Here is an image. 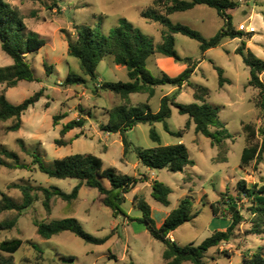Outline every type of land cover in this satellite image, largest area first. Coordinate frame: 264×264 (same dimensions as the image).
Listing matches in <instances>:
<instances>
[{"label": "rangeland", "instance_id": "obj_1", "mask_svg": "<svg viewBox=\"0 0 264 264\" xmlns=\"http://www.w3.org/2000/svg\"><path fill=\"white\" fill-rule=\"evenodd\" d=\"M153 1L58 0V7L53 9L48 0H9L14 7L20 9L27 25V33L38 34L46 44L39 51L28 53L25 57L36 80L20 81L15 87L7 89V98L14 105L21 104L40 90H44V96L23 114L22 126L18 131H8L13 120L0 122V147L16 153L20 163L29 166L28 169L1 166L0 190L17 203H22L23 194L14 187L16 185L32 187L33 193L38 197L29 209L20 214L17 211L0 214V222L17 219L14 229L0 231V241L12 238L23 240V246L14 254L0 251V263L11 260L14 264H165L163 255L166 246L153 238L139 221L143 217L141 209L134 207L131 210L132 192L126 195L128 199L121 206L134 219H128V225L124 224L122 217H114L112 210L101 203V195L96 189L87 187L80 190L78 199L72 205L58 197L53 198L52 214L49 216L43 206L42 188L57 187L71 193L79 181L49 177L40 171L35 159L39 158L45 166L52 167L56 159L89 153L100 157L104 168L113 167L121 173L132 175L135 171L134 164L139 161V149L174 145L180 141L188 147L194 165L178 173L167 169H153L150 172V177L153 176L156 181L172 189L169 206L159 203L151 196L152 188L140 185V196L145 197L153 208L155 222L158 224L164 213H171L177 208L182 199L191 197L193 211L198 216L176 229L172 236L181 246L192 243L200 245L215 231L226 230L230 226L232 214L228 210V204L232 198L233 212L238 210L243 220L229 242L208 251L205 264H242L245 257L264 248V233L257 234L253 228L251 201L239 192L238 187L240 181L245 182L248 188L264 185V160L259 164L253 161L245 169L240 168L242 153L247 145L242 123L253 124L258 140H262L259 131L264 129V111L259 104L263 100L259 96V90L248 86L250 68L245 64L243 56L237 53L242 41L246 42L247 47V41L255 34L241 30L240 26L254 24L257 29L251 51L264 59V0H233L238 3V7L229 10L228 14L231 15L235 30L245 34L243 38L225 39L220 46L203 53L198 41L181 34L175 36L178 53L199 62L191 83L209 89L207 102L219 109L220 119L231 136L228 140L230 152L226 163L215 162L217 148L209 138L196 132L194 123L185 129L189 116L181 115L176 107H172V115L167 120L170 132L162 122L153 125L139 124L129 130L127 137L131 147L126 156L121 134L107 133L100 128L109 121L108 110L122 104V100L110 91L96 90V82L83 73L79 60L68 54V41L75 40L76 26L99 28L105 35H109L121 19H127L152 39L155 45H159L163 42V27L142 17V12ZM170 18L174 23L189 25L206 39L214 37L225 25V20L217 11L207 6L178 12ZM160 57L166 58L156 54L147 61V68L155 76L162 74L157 67V59ZM12 63V58L3 52L0 42V67ZM46 65L53 66L54 69L47 71ZM216 66L224 70V77L228 79L223 87L220 86ZM70 72L85 78L86 84L63 86ZM180 73L177 69L166 72L171 77ZM98 74L100 82L129 81L127 69L117 65L112 56L100 63ZM261 78L264 81V74ZM4 88L5 86H1L0 92ZM171 94L176 95V101L180 104L195 102L192 87L186 85L178 89L164 85L156 88L150 101L152 111L158 112L162 97ZM147 98V94H134L131 104L137 106L146 102ZM64 114L67 117L55 125L54 118ZM78 119L85 122L84 126L62 137L64 125ZM151 129L158 133L160 142L151 138ZM183 129L184 136L179 137L177 133ZM60 139L67 143L58 145L57 140ZM122 158L125 160L122 161ZM140 171L145 173L147 168L141 165ZM187 177L191 179L188 180ZM105 184L109 187L107 180ZM1 200L2 195L0 202ZM213 203L218 206L219 217L214 216ZM68 217L76 218L87 233L108 240L101 245L86 243L69 231L47 240L40 237L34 224L36 220L47 223ZM35 245L43 251L42 257L35 250Z\"/></svg>", "mask_w": 264, "mask_h": 264}, {"label": "trees", "instance_id": "obj_2", "mask_svg": "<svg viewBox=\"0 0 264 264\" xmlns=\"http://www.w3.org/2000/svg\"><path fill=\"white\" fill-rule=\"evenodd\" d=\"M26 1V0H22ZM37 2L40 0H27ZM51 8L58 7V0H48ZM197 6H207L217 11L218 15L225 20L224 27L211 39H206L199 31L187 24L174 23L171 16L178 12H186L195 9ZM238 7V3L233 0H154L152 5L142 12V17L159 23L162 27V40L159 45H155L152 39L136 28L127 19H121L119 25L111 30L109 35H105L99 28L75 27V40L68 41V54L79 60L83 73L92 81L96 82V90L110 91L119 96L122 104L108 110L109 121L100 126L102 131L107 133H119L122 136L124 146V156L130 150L131 144L127 137V132L139 124L164 123L167 131L170 129L167 120L172 115V107H176L181 115H188L186 128L192 123L196 126V132L201 133L211 140L217 148L216 163L228 162L230 152L228 140L230 135L225 123L219 116V109L210 105L207 101L210 95L209 89L191 83V77L195 73L198 63L191 57H182L175 48L176 35L181 34L201 44L203 53L209 49L216 48L225 39L243 38L242 31H237L233 27L229 10ZM0 42L3 52L10 56L13 63L9 66L0 67V87L5 88L0 92V122L13 120V124L8 127V131H18L22 126L23 114L41 97L44 90H40L21 104L14 105L7 98V89L15 87L20 81H35V76L30 65L25 60L28 53L37 52L45 46V40L38 34H28L27 25L18 7H14L9 0H0ZM237 53L242 55L245 64L250 68L249 87L259 90V96L263 100L259 105L264 111V81L261 76L264 74V59L257 57L250 49H247L246 42L237 48ZM159 54L170 57L176 63L186 65V69L178 76L171 77L162 72L160 76H155L147 68V61L154 55ZM112 56L117 65L127 69L129 81L100 82L98 67L105 58ZM47 71H52L53 66H47ZM219 73V83L223 87L228 79L224 77V70L216 66ZM87 80L70 72L62 84L65 87L86 84ZM164 85H171L181 89L184 85L192 87L195 102L183 105L176 101V95H165L161 99L160 109L154 113L150 101L156 93V88ZM147 94L148 100L137 106L131 104V95ZM83 111V110H82ZM67 115H57L54 124L66 118ZM85 122L82 119L67 122L61 136L65 137L70 131L82 128ZM243 131L246 135L247 145L245 146L240 162V168L245 169L253 161L257 164L264 160V129L259 133L262 140H258V133L255 126L250 123H242ZM178 132L179 137L184 136V130ZM151 138L155 142H160L158 133L151 129ZM63 139L57 140L58 145H65ZM138 157L141 163L155 170L167 169L173 173L183 172L188 166H193L194 161L190 158L188 147L185 143L174 145H157L149 149H139ZM11 161V162H9ZM39 164L41 172L51 178L60 180L76 179L79 183L73 188L71 193H66L62 189L42 188L44 194L43 206L48 215L52 214L51 201L58 197L62 201L72 205L79 197L82 187L96 189L101 195V203L112 210L113 216L127 214L122 209V204L126 201V195L134 190L140 183L148 181L147 176L139 177L124 174L116 168H104L103 160L93 154H75L62 159H56L52 167H47L39 158L35 159ZM13 169H28L29 166L20 163L16 153L10 152L0 147V167ZM188 180L191 177L187 178ZM109 182V187L105 184ZM20 189L23 194L22 203L11 200L0 190L2 200L0 202V214L5 211H17L22 213L29 209L38 197L33 193L30 186H14ZM239 192L251 201V215L255 233H264V185L248 188L245 182L238 184ZM172 189L166 184L154 181L152 184L151 196L159 203L169 206V196ZM228 204V210L232 214V222L226 230H217L212 236L206 238L200 245L189 244L179 245L170 238V234L180 226L190 222L198 213L193 211V200L186 197L181 200L161 227H158L152 215L151 205L143 196H135L134 204L143 212V217L139 220L143 223L151 236L166 246L163 258L165 264H205L208 251L219 247L225 242H229L233 237L236 227L242 222L243 216L237 210L233 212V201ZM215 217H219L217 204H212ZM129 217V216H127ZM129 219L133 220L131 217ZM37 232L43 239H51L63 232L69 231L86 243L101 245L108 238H96L87 233L76 218L68 217L51 222L34 221ZM17 225V219H10L0 222V231L12 230ZM23 246V240L19 238L5 239L0 241V251L14 254ZM39 256H43V251L37 245L34 246ZM0 264H14L11 260ZM135 264V263H131ZM219 264V263H216ZM242 264H264V248L251 253L243 259Z\"/></svg>", "mask_w": 264, "mask_h": 264}, {"label": "crops", "instance_id": "obj_3", "mask_svg": "<svg viewBox=\"0 0 264 264\" xmlns=\"http://www.w3.org/2000/svg\"><path fill=\"white\" fill-rule=\"evenodd\" d=\"M198 7V6H197ZM253 26H254V24H253ZM255 28H256V26H255ZM257 29V28H256ZM250 34H253V33H250ZM256 34V33H255ZM253 35L252 36V39L250 40V41H247V47H248V49H252V46H251V43H252V41L254 40V38H255V36L256 35ZM157 67H158V69L159 70H161V73L162 72H164L165 71V73L168 71L169 72V69H177V72H183L185 69H186V65H177L176 64V62H175V60L173 59V58H170V57H166V58H162L161 59V57L160 58H158L157 59ZM180 73V74H181ZM263 76V75H262ZM184 86H186V85H184ZM183 86V87H184ZM182 87V88H183ZM134 95V94H133ZM131 99H132V95H131ZM148 99V98H147ZM146 99V100H147ZM79 111V110H78ZM193 124V123H192ZM180 142H182V141H180ZM179 142V143H180ZM124 158H122V161H124L123 160ZM141 165H143L142 163H141V161H140V159H139V161L138 162H136L135 164H134V168H135V171H134V173L132 174V176H136V177H139V176H141V175H145V176H147V178H148V181H146V182H144V183H140L134 190H132L131 192H132V194H133V197H132V208H131V210H133V208L134 207H136L135 206V204H134V198H135V196H140V191H141V189H140V185L141 184H143V185H145V187L146 188H152V184H153V182L154 181H156V179L152 176V177H150V172H152V169H149V168H147V171L145 172V173H143V172H141L140 171V167H141ZM144 166V165H143ZM145 167V166H144ZM121 172V171H120ZM188 178V177H187ZM186 178V179H187ZM83 188V187H82ZM81 188V189H82ZM191 190V189H190ZM80 194V193H79ZM128 199V197H126V200ZM152 208V207H151ZM169 214L170 213H164V215H163V218L161 219V221L157 224V226L158 227H161L162 225H163V223L165 222V220H166V218L169 216ZM152 215H153V208H152ZM120 217H122L123 219H124V224L125 225H128V219H129V217H127V216H129L128 214H127V216L126 215H119ZM173 233V232H172ZM172 233L169 235L170 236V238L173 240L174 239V237L172 236Z\"/></svg>", "mask_w": 264, "mask_h": 264}, {"label": "built area", "instance_id": "obj_4", "mask_svg": "<svg viewBox=\"0 0 264 264\" xmlns=\"http://www.w3.org/2000/svg\"><path fill=\"white\" fill-rule=\"evenodd\" d=\"M240 29L247 33H256V28L252 24H249V25L242 24L240 26Z\"/></svg>", "mask_w": 264, "mask_h": 264}, {"label": "water", "instance_id": "obj_5", "mask_svg": "<svg viewBox=\"0 0 264 264\" xmlns=\"http://www.w3.org/2000/svg\"><path fill=\"white\" fill-rule=\"evenodd\" d=\"M232 210L234 211V208Z\"/></svg>", "mask_w": 264, "mask_h": 264}]
</instances>
